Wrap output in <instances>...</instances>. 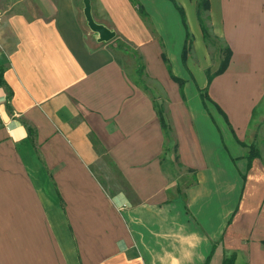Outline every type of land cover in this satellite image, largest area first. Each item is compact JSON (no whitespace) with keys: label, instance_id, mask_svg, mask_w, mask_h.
<instances>
[{"label":"crops","instance_id":"0c3cea01","mask_svg":"<svg viewBox=\"0 0 264 264\" xmlns=\"http://www.w3.org/2000/svg\"><path fill=\"white\" fill-rule=\"evenodd\" d=\"M135 1L143 15L90 0L115 32L100 43L82 0H0V264H264V145L247 160L264 120V0H208L204 13L231 51L207 95L234 155L198 93L209 52L197 0ZM116 42L141 59L145 88Z\"/></svg>","mask_w":264,"mask_h":264},{"label":"rangeland","instance_id":"374dc122","mask_svg":"<svg viewBox=\"0 0 264 264\" xmlns=\"http://www.w3.org/2000/svg\"><path fill=\"white\" fill-rule=\"evenodd\" d=\"M89 4H91L90 0H89ZM82 5H83V0H82ZM202 16H203L202 18H203L204 26H205V28L207 29V32H208V38H207V43L205 44V47H206L207 51L209 52L208 60L205 63V65H207V66L203 69V73H205L206 70L209 71L210 73H213L218 68L219 63L221 61V58H222L221 51L224 48V44L217 36L212 34L210 26H209V22L207 21V19H205L204 13H202ZM116 43L119 44L118 42H116ZM119 45L124 46L122 44H119ZM124 47H126V46H124ZM121 52L126 54L127 56H129L131 58L129 60L131 63L128 66L129 69H130V72L133 73L134 79L136 81H139L142 85H144L145 84V80L143 78V73L140 76H138L136 74L137 63L134 60L133 56L131 54H129L127 51L121 50ZM193 63L194 64L195 63L200 64L201 62H199V61L194 62L193 61ZM151 67L153 69V66H151ZM193 74L195 76L196 83H197V81H198V83H200L202 81V78L205 80V76L203 74L201 75V72L199 71V68L196 65L193 67ZM224 87H225L224 84L222 82H219V83L215 84V87H214L212 93L213 94L215 93V95H217L216 97H220L219 99H224L223 98L224 97ZM191 90H192V86H189L187 88L188 100L190 102H192V101L199 102L197 96H196V98L195 97L192 98L191 94H193V92ZM211 105H210V103L206 104L207 108L211 111V113L213 115V118H214L215 122L217 123V125H218V127H219V129L221 131V137L223 139V144L226 146L228 152L231 155H234V149H233L234 145H233L232 136L230 135V133L228 131V128L226 127L222 117L217 114V112L214 110V108ZM257 133H258V136L260 137V139L258 140L260 142L257 141V143H254V147L258 150V147H257L258 143H262V145H264V120H263L262 124H260V126L258 127ZM243 138H244V141L247 144H249L248 142L251 141L248 138V135H246ZM170 147H172V146H170ZM171 152H172V150H171ZM94 172H95L96 177L101 181V183H103V185L109 186V187H107V190L112 191L110 186H112L114 184L116 185L117 184V180H116V178H115L110 166L105 164V162L101 161L100 163H98L95 166ZM116 189L117 188H113V190H116Z\"/></svg>","mask_w":264,"mask_h":264},{"label":"trees","instance_id":"16d2710c","mask_svg":"<svg viewBox=\"0 0 264 264\" xmlns=\"http://www.w3.org/2000/svg\"><path fill=\"white\" fill-rule=\"evenodd\" d=\"M130 1L132 3H135V6L137 7L138 12L141 15H143L144 12L141 9V6L138 5L135 0H130ZM176 9L179 12V15L181 17L182 24H183V26L186 29L185 44L183 46L182 56H181L182 63L185 66L186 57H187V54H188V52H189V50L191 48V39H190L189 33L187 32V27H186V23H185V16H184L183 10L181 8H179L178 6H176ZM208 9H209L208 0H197V17H198V21H199V24H200V27H201V32H202V35H203V41H204L205 44L207 43L208 32H207V29L205 28L204 23H203L202 13L207 12ZM117 49L123 50V51H127L129 54H131L133 56L134 60L137 63L136 74L138 76L142 75L143 70H144V67H143V65L141 63V59L138 57L137 53L134 52V51H132L131 49L126 48L124 46H121L119 44H117ZM221 55H222V58H221V61L219 63L218 68L213 73H210L209 71L206 72V74H207V85H206V87L203 88L202 90H198V93L200 95V99H201V101L203 103V106L205 108H206V104L207 103H211V100H210V98L207 95V86L210 84L211 80L214 77L221 75L227 69V67L229 65V62H230V58H231V51H230V49L227 46H224L223 50L221 51ZM168 71H169V75H170L171 79H173L175 82L178 83L179 90H180V92H182L183 82L180 79L175 78L171 74V72H170L169 69H168ZM2 84H3L2 74L0 72V85H2ZM139 84L142 87L145 88V86L142 85L140 82H139ZM214 106L216 107V110L219 112V114H221L223 116V119L225 121H227V118L223 114V112L216 105H214ZM157 112H158L160 121L162 123V127H163V129L165 131V134L167 135L168 134L167 129H166L167 127H166L165 122L163 120V116H162L161 109L158 108V107H157ZM28 131H30V130L28 129ZM240 144L243 147H246L243 143H240ZM247 148H248V154H247V160L248 161H250V160L258 157V155H259L258 150L254 147L253 144H251ZM234 260H235V256H234V254H232L229 257L224 258L221 264H234Z\"/></svg>","mask_w":264,"mask_h":264},{"label":"water","instance_id":"95a60500","mask_svg":"<svg viewBox=\"0 0 264 264\" xmlns=\"http://www.w3.org/2000/svg\"><path fill=\"white\" fill-rule=\"evenodd\" d=\"M83 16L85 18L87 28L90 30V32L95 34L98 42L109 43L114 40V31L109 30L104 25L98 24L93 20L89 0H83Z\"/></svg>","mask_w":264,"mask_h":264},{"label":"built area","instance_id":"2783aa9c","mask_svg":"<svg viewBox=\"0 0 264 264\" xmlns=\"http://www.w3.org/2000/svg\"><path fill=\"white\" fill-rule=\"evenodd\" d=\"M2 18H3V13L0 11V23L2 21Z\"/></svg>","mask_w":264,"mask_h":264}]
</instances>
